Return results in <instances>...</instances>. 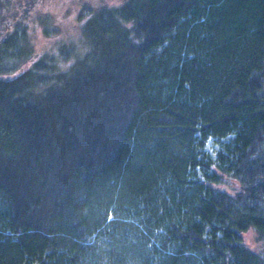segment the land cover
Instances as JSON below:
<instances>
[{
  "label": "trees",
  "instance_id": "1",
  "mask_svg": "<svg viewBox=\"0 0 264 264\" xmlns=\"http://www.w3.org/2000/svg\"><path fill=\"white\" fill-rule=\"evenodd\" d=\"M38 1L0 0V264H264V0Z\"/></svg>",
  "mask_w": 264,
  "mask_h": 264
},
{
  "label": "rangeland",
  "instance_id": "2",
  "mask_svg": "<svg viewBox=\"0 0 264 264\" xmlns=\"http://www.w3.org/2000/svg\"><path fill=\"white\" fill-rule=\"evenodd\" d=\"M40 1L41 2L38 1L39 3L37 2L39 4V6L37 7V8H39V10H40V7L41 8L44 7V9H46V10H47L46 7H48V8H50L49 12H51V9L54 8V10L56 9L55 11H58L59 14H61V16L62 15L67 16L68 19H70V21L72 20V18H73L72 14H71V16H69V12L71 10V5H70L71 3L69 2V0H61L60 3H52V0H46L44 3L46 6H44V4L42 3V1H44V0H40ZM93 1H95V2H93L94 5H96L95 3H97V2H98L97 5L103 4V3H105V5H116V4H121L124 0H93ZM20 3L23 5H27L26 0H21ZM40 3L42 4L41 6H40ZM75 8H77V7H75ZM4 27H5V25H2L0 27V34H2L1 36L5 35V32L3 34ZM41 34L44 36V34L42 33V30H41ZM44 40H47V39H44ZM40 44H42V43H39V46H40ZM18 72H19V68H16V69H13L11 71L4 72V73L0 74V76H1L0 78L11 77L12 75L17 74ZM216 146H217L216 141H214V140L209 139L205 143V149L207 151H209L208 153L214 152L216 149ZM243 240H244L245 244L247 245V247L250 248L251 250L258 251V252H264V243L262 241H260L255 230L249 229L248 231L244 232L243 233Z\"/></svg>",
  "mask_w": 264,
  "mask_h": 264
},
{
  "label": "flooded vegetation",
  "instance_id": "3",
  "mask_svg": "<svg viewBox=\"0 0 264 264\" xmlns=\"http://www.w3.org/2000/svg\"><path fill=\"white\" fill-rule=\"evenodd\" d=\"M18 0H12V2L17 6V2ZM19 1H21V0H19ZM33 1H35L36 2V0H26V4H28V3H32ZM45 1L46 0H44V1H42V3L44 4L45 3ZM73 1H76V0H69V2H73ZM77 1H79V0H77ZM35 2H33V4L35 3ZM39 2H41V1H39ZM61 2V0H52V3H60ZM26 7V5H21V8L20 9H26L25 8ZM20 12V11H19Z\"/></svg>",
  "mask_w": 264,
  "mask_h": 264
}]
</instances>
